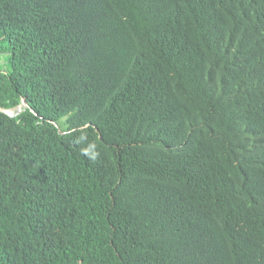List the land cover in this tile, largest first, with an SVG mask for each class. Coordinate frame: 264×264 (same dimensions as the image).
<instances>
[{
	"label": "trees",
	"instance_id": "16d2710c",
	"mask_svg": "<svg viewBox=\"0 0 264 264\" xmlns=\"http://www.w3.org/2000/svg\"><path fill=\"white\" fill-rule=\"evenodd\" d=\"M0 264H264V0H0Z\"/></svg>",
	"mask_w": 264,
	"mask_h": 264
},
{
	"label": "water",
	"instance_id": "95a60500",
	"mask_svg": "<svg viewBox=\"0 0 264 264\" xmlns=\"http://www.w3.org/2000/svg\"><path fill=\"white\" fill-rule=\"evenodd\" d=\"M24 107H28V104L26 103V101H24L23 105L20 106L19 108H21V110H22ZM19 108H17V110H18ZM0 111L6 113V114L9 115L10 117H16V115H13V114L11 113L12 110H3V109H0ZM20 113H21V112H20ZM20 113H19V114H20ZM19 114H18V115H19Z\"/></svg>",
	"mask_w": 264,
	"mask_h": 264
},
{
	"label": "rangeland",
	"instance_id": "374dc122",
	"mask_svg": "<svg viewBox=\"0 0 264 264\" xmlns=\"http://www.w3.org/2000/svg\"><path fill=\"white\" fill-rule=\"evenodd\" d=\"M0 63L2 64V63H4V62L2 61V62H0ZM19 109L21 110V108H19ZM19 109H18V110H19ZM13 111H14V112H13ZM12 112H13V114L15 115V113H17V109H16V110H12Z\"/></svg>",
	"mask_w": 264,
	"mask_h": 264
},
{
	"label": "bare ground",
	"instance_id": "6f19581e",
	"mask_svg": "<svg viewBox=\"0 0 264 264\" xmlns=\"http://www.w3.org/2000/svg\"><path fill=\"white\" fill-rule=\"evenodd\" d=\"M14 112V111H13ZM13 112L11 111V113L13 114ZM19 112H20V109L19 110H17V113H15V115H18L19 114ZM14 115V114H13Z\"/></svg>",
	"mask_w": 264,
	"mask_h": 264
}]
</instances>
